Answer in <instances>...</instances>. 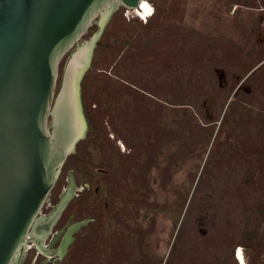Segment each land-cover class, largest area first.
Listing matches in <instances>:
<instances>
[{
	"label": "rangeland",
	"instance_id": "obj_1",
	"mask_svg": "<svg viewBox=\"0 0 264 264\" xmlns=\"http://www.w3.org/2000/svg\"><path fill=\"white\" fill-rule=\"evenodd\" d=\"M149 3L119 6L94 49L89 129L42 209L74 180L51 247L84 222L61 264H264V0Z\"/></svg>",
	"mask_w": 264,
	"mask_h": 264
},
{
	"label": "water",
	"instance_id": "obj_2",
	"mask_svg": "<svg viewBox=\"0 0 264 264\" xmlns=\"http://www.w3.org/2000/svg\"><path fill=\"white\" fill-rule=\"evenodd\" d=\"M142 1L0 0V264H24L31 245L61 264L85 225L69 226L57 248L47 246L75 197L73 179L53 212L42 209L89 129L82 81L94 49L115 10ZM99 17L97 32L81 42Z\"/></svg>",
	"mask_w": 264,
	"mask_h": 264
},
{
	"label": "bare ground",
	"instance_id": "obj_3",
	"mask_svg": "<svg viewBox=\"0 0 264 264\" xmlns=\"http://www.w3.org/2000/svg\"><path fill=\"white\" fill-rule=\"evenodd\" d=\"M133 12L142 20H147L154 13L153 7L149 3V1L146 0L142 1L141 6L138 9L133 10ZM236 258L239 264H247L241 249L237 251Z\"/></svg>",
	"mask_w": 264,
	"mask_h": 264
},
{
	"label": "flooded vegetation",
	"instance_id": "obj_4",
	"mask_svg": "<svg viewBox=\"0 0 264 264\" xmlns=\"http://www.w3.org/2000/svg\"><path fill=\"white\" fill-rule=\"evenodd\" d=\"M71 180H72V178H70V180H69V184H68V187L64 190V192H63V195H62V198H61V200L63 199V197L65 196V194L71 189ZM76 187V186H75ZM61 200H60V202H61ZM58 206V205H57ZM56 206V207H57ZM55 210V209H54ZM65 234V233H64ZM51 235H53V231H52V233L50 234V236ZM49 236V237H50ZM58 236H59V233H57V234H55V235H53V237L51 238V240H50V242H49V244L48 243H46L47 244V246L49 247V248H51V249H53L51 246L57 241V238H58ZM64 236V235H63ZM48 237V238H49ZM63 238V237H62ZM62 240V239H61ZM61 242V241H60ZM60 244V243H59ZM59 246V245H58ZM34 247V246H33ZM31 248V247H30ZM29 248V249H30ZM35 248V247H34ZM57 248V247H56ZM36 249V248H35ZM37 250V249H36ZM38 251V250H37ZM39 254H41V253H39ZM42 255V254H41ZM50 260H52L51 262H50ZM59 264L60 263V260L57 258V257H54V258H48V257H46V256H44L43 255V258L41 259V260H39L38 258H35V259H33L32 260V262L30 263V264Z\"/></svg>",
	"mask_w": 264,
	"mask_h": 264
}]
</instances>
